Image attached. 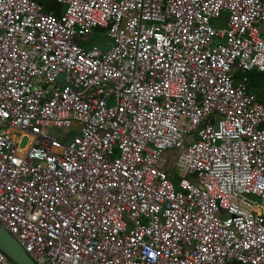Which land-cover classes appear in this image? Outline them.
<instances>
[{"label": "built area", "instance_id": "built-area-1", "mask_svg": "<svg viewBox=\"0 0 264 264\" xmlns=\"http://www.w3.org/2000/svg\"><path fill=\"white\" fill-rule=\"evenodd\" d=\"M47 1L0 0L4 229L36 264H264V0Z\"/></svg>", "mask_w": 264, "mask_h": 264}, {"label": "water", "instance_id": "water-1", "mask_svg": "<svg viewBox=\"0 0 264 264\" xmlns=\"http://www.w3.org/2000/svg\"><path fill=\"white\" fill-rule=\"evenodd\" d=\"M43 6V3H41ZM0 251L14 264H36L0 223Z\"/></svg>", "mask_w": 264, "mask_h": 264}, {"label": "rangeland", "instance_id": "rangeland-1", "mask_svg": "<svg viewBox=\"0 0 264 264\" xmlns=\"http://www.w3.org/2000/svg\"><path fill=\"white\" fill-rule=\"evenodd\" d=\"M55 6L56 5L53 4L51 1L46 3V7H48V8H52ZM55 8L50 9V11L60 12L59 14H61V15H63L67 9V7L65 5L57 6ZM111 44L112 43L110 41V38L107 36L106 32L98 30L94 33L92 39H90L86 43V47H91L92 45H98L99 47L105 49V48H107L108 45L111 46ZM57 135L61 136L62 132L60 131ZM75 135H76V133H74V132H70L68 134H65V138H64L65 142H70L75 137ZM26 142H27L26 140H23L21 146L24 147L26 145Z\"/></svg>", "mask_w": 264, "mask_h": 264}, {"label": "crops", "instance_id": "crops-1", "mask_svg": "<svg viewBox=\"0 0 264 264\" xmlns=\"http://www.w3.org/2000/svg\"><path fill=\"white\" fill-rule=\"evenodd\" d=\"M261 32L264 35V24L261 26ZM249 89L255 94L258 103L264 105V73L253 72L250 75ZM258 213L264 215V210H259Z\"/></svg>", "mask_w": 264, "mask_h": 264}, {"label": "trees", "instance_id": "trees-1", "mask_svg": "<svg viewBox=\"0 0 264 264\" xmlns=\"http://www.w3.org/2000/svg\"><path fill=\"white\" fill-rule=\"evenodd\" d=\"M42 1H44V3H45V12H47V13L52 12V11H50V9L57 7V5L55 4V5H56L55 7L48 8V7H46V3L49 2V1H47V0H42ZM52 3H53V2H52ZM53 4H54V3H53ZM55 9H56V8H55ZM55 9H54V10H55Z\"/></svg>", "mask_w": 264, "mask_h": 264}]
</instances>
